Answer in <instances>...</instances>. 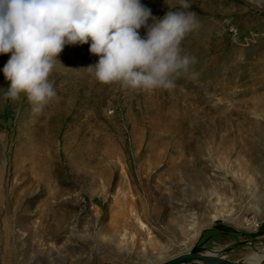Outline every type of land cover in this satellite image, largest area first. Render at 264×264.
<instances>
[{"label": "rangeland", "instance_id": "obj_1", "mask_svg": "<svg viewBox=\"0 0 264 264\" xmlns=\"http://www.w3.org/2000/svg\"><path fill=\"white\" fill-rule=\"evenodd\" d=\"M141 3L156 19L179 7ZM189 5L195 61L171 90L95 81L87 43L58 54L38 114L2 98L0 72V264H157L246 240L225 257L264 253V0Z\"/></svg>", "mask_w": 264, "mask_h": 264}, {"label": "clouds", "instance_id": "obj_2", "mask_svg": "<svg viewBox=\"0 0 264 264\" xmlns=\"http://www.w3.org/2000/svg\"><path fill=\"white\" fill-rule=\"evenodd\" d=\"M177 2L156 19L141 0H0V54H9L0 68L8 81L2 98L23 94L40 113L56 96L48 77L58 54L84 43L98 57L85 67L95 81L147 92L173 89L195 61L181 41L199 24L187 10L189 0Z\"/></svg>", "mask_w": 264, "mask_h": 264}, {"label": "water", "instance_id": "obj_3", "mask_svg": "<svg viewBox=\"0 0 264 264\" xmlns=\"http://www.w3.org/2000/svg\"><path fill=\"white\" fill-rule=\"evenodd\" d=\"M257 242L264 245L263 240H258ZM252 243H254V241H238L220 250L194 247L189 249L187 252L177 254L168 259L160 261L157 264H184L190 261H200L203 264H247L243 260L228 259L225 257V255L237 246ZM207 251H209L210 253H207ZM252 253H255V251ZM257 264H264V253L259 257Z\"/></svg>", "mask_w": 264, "mask_h": 264}, {"label": "bare ground", "instance_id": "obj_4", "mask_svg": "<svg viewBox=\"0 0 264 264\" xmlns=\"http://www.w3.org/2000/svg\"><path fill=\"white\" fill-rule=\"evenodd\" d=\"M207 253H210L209 251H207ZM261 256V255H260ZM259 254L257 252L252 253L250 255H248L247 257H245L243 259V261L247 264H257L258 260H259ZM185 264V263H184Z\"/></svg>", "mask_w": 264, "mask_h": 264}, {"label": "crops", "instance_id": "obj_5", "mask_svg": "<svg viewBox=\"0 0 264 264\" xmlns=\"http://www.w3.org/2000/svg\"><path fill=\"white\" fill-rule=\"evenodd\" d=\"M258 239H262L264 241V220H262L261 222V226H260V231H259V235H258ZM260 244V243H259ZM262 245V244H260ZM261 249V247H259V250ZM261 251V250H260Z\"/></svg>", "mask_w": 264, "mask_h": 264}, {"label": "built area", "instance_id": "obj_6", "mask_svg": "<svg viewBox=\"0 0 264 264\" xmlns=\"http://www.w3.org/2000/svg\"><path fill=\"white\" fill-rule=\"evenodd\" d=\"M258 225H259V222H255V223H254V226H255V227H258Z\"/></svg>", "mask_w": 264, "mask_h": 264}]
</instances>
